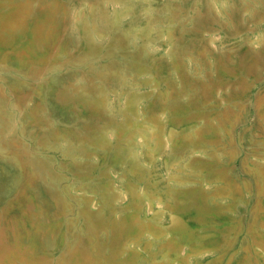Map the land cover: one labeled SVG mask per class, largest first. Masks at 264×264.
<instances>
[{"label": "rangeland", "instance_id": "1", "mask_svg": "<svg viewBox=\"0 0 264 264\" xmlns=\"http://www.w3.org/2000/svg\"><path fill=\"white\" fill-rule=\"evenodd\" d=\"M0 264H264V0H0Z\"/></svg>", "mask_w": 264, "mask_h": 264}]
</instances>
